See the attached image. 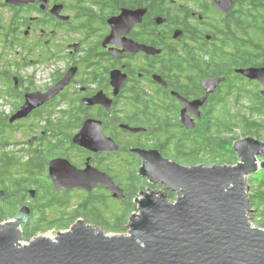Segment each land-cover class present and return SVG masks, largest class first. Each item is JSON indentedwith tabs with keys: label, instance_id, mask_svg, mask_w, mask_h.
<instances>
[{
	"label": "flooded vegetation",
	"instance_id": "af4514ba",
	"mask_svg": "<svg viewBox=\"0 0 264 264\" xmlns=\"http://www.w3.org/2000/svg\"><path fill=\"white\" fill-rule=\"evenodd\" d=\"M246 32L256 36L257 46L261 47L264 0H0V85L6 94L15 95L17 110L26 93L44 92L73 70L68 85L25 119L31 120L35 128L39 121L31 117L43 111L47 116L52 111L53 127L65 112L67 128L68 121L78 119L70 129L75 134L86 121L99 122L102 134L118 145L117 151L90 152L72 144V133L68 148L56 157L73 165L65 153L69 149L78 153L81 164L73 166L84 169L88 163L105 173L124 191V199L117 200L122 205L130 200L131 189L137 188V183L121 186L114 180L111 167L117 160L138 170L142 160L133 150L158 151V145L172 149L176 135L211 128L214 99L242 97L247 79L235 73L244 66L235 64L234 59L243 52ZM12 53L14 58L8 60L6 57ZM37 65L56 66L43 90L30 89L32 78L22 74ZM213 67H223L225 72L214 75ZM212 78L225 80L198 108L197 118L196 110L188 111L181 100L203 98L202 83ZM26 81L30 86L24 85ZM249 82L256 84L259 96L264 97L261 84ZM230 83L236 87L227 93ZM87 100L96 103L88 105ZM184 110L194 123L193 129L182 124ZM48 116L27 144L36 146L47 138ZM157 122L164 127L155 129ZM125 127L143 131L131 133ZM47 164L46 176L55 190ZM139 179L147 183L145 178ZM146 185L156 188L160 184ZM96 189L115 200L98 185L90 192L69 189L57 193L79 191L89 196ZM142 193L138 191L134 200ZM31 214L32 210L27 221Z\"/></svg>",
	"mask_w": 264,
	"mask_h": 264
},
{
	"label": "water",
	"instance_id": "95a60500",
	"mask_svg": "<svg viewBox=\"0 0 264 264\" xmlns=\"http://www.w3.org/2000/svg\"><path fill=\"white\" fill-rule=\"evenodd\" d=\"M235 73L261 84L264 95V66L239 68ZM72 74L70 70L44 92L26 93L23 104L8 117V123L27 118L53 99L68 85ZM224 80L203 81L205 96L181 103L188 111L196 110L198 118V108ZM184 114L185 110L182 124L193 129L194 123ZM129 131L138 133L143 129ZM72 144L93 153L119 149L102 134L100 123L93 120L84 123L73 136ZM233 150L238 159L235 165L185 167L156 150L135 149L133 153L142 160L138 175L150 185L160 184L165 190L177 193L174 202L159 192H143L142 199L133 200L139 213L130 216L127 235H108L78 219L54 239L37 236L28 244L21 242L20 226L26 224L30 211L22 207L11 221L0 224V264H264V229L250 223L246 181L264 169V143L246 137L236 141ZM259 159L263 161L258 163ZM47 167L56 191L90 192L98 185L104 186L115 200L125 197L110 177L88 163L84 169H77L66 159L56 158ZM34 194L30 190V197ZM3 195L0 190V198Z\"/></svg>",
	"mask_w": 264,
	"mask_h": 264
},
{
	"label": "trees",
	"instance_id": "16d2710c",
	"mask_svg": "<svg viewBox=\"0 0 264 264\" xmlns=\"http://www.w3.org/2000/svg\"><path fill=\"white\" fill-rule=\"evenodd\" d=\"M244 37L245 43L243 52L241 54H237L239 57L235 56V64H241L244 67L264 66V40L260 43L261 47H258V44L251 32H246ZM237 59L239 61L238 63ZM224 72L225 69L223 67H213L212 70L214 75L222 74ZM250 83L251 82L246 81L244 84L245 86L243 87L242 97H245L248 100L244 113L230 114L229 112H224L226 107H229V101L214 99L212 101L213 109L221 110L223 118L219 119L215 116V114H212L211 124H213L211 125L209 132H205V128L198 131L196 134L197 137L194 136V138L196 137V140L194 138L193 140H190L188 136L182 135L181 141L175 138L174 148H163L158 145L156 146L158 151L163 155V157L169 159L170 161H174L183 166L185 164H190L187 167L195 166L193 164H196V162L200 159L205 158H208L210 161L219 160L223 163H227L225 165H235L238 162V159L233 150V144L238 141V139H233V136H229L232 130L235 128L242 130L245 137H264V97L261 95L259 96L256 87L247 89L246 84ZM235 87L236 85H232L230 83L226 89L227 93ZM7 95L12 97L14 94L11 96L7 93ZM238 102V99H234L233 103L237 104ZM44 114V111L37 113V116L35 115L37 120L35 121H42L48 115L51 116L53 112L50 111L47 116ZM64 116L65 112L60 114V117L57 119V122L53 124V127H51L52 125L49 117L46 123L47 127L49 126L47 131L49 134L47 138L41 140L36 146L26 143V145L30 147V150L28 151L29 155L26 160H19L16 158L15 154H12L9 150H7V148L11 145L9 134L16 129V125L9 124V116L3 112L0 113V190L4 192V195L0 198V221H6L9 218L13 219L18 210L22 207H27L29 211L32 210V207H39L36 213H32L30 215V219L27 221L25 228L22 230L23 238L25 239L32 237L37 232H43L52 228H65L68 230L74 222L78 219L81 220L80 217H84V220L82 219V221H86L87 225L100 228L105 232L123 231L125 229L124 226L126 224V220L123 221L121 218L117 217L115 224L112 227L109 223V219L103 215L102 211L99 212L95 209L94 204L93 208L85 211L84 216L80 213L81 211H84L83 208H81L80 212H77V214L73 217L63 219L65 215L62 213V210L66 207L65 204L60 202L56 207H52L54 192L51 193L39 183L38 177L44 175L46 176L45 167L49 159H51L56 152L61 150L63 145L68 146L70 144V137L72 134L69 132L71 128L77 125L76 123L78 119L73 116L74 118H72V120L74 121H68L70 124L68 129L66 127V119ZM162 125L163 123L157 122V124L154 125V128L161 129L164 127ZM210 132L211 135L209 136ZM193 134L195 135V133ZM62 136L64 137L62 138ZM199 141H201V143L202 141L205 142V145L201 148L195 147L194 145V143ZM21 152H25V150L22 149ZM197 155L198 158H196ZM144 183L148 184V181L147 183L144 181ZM247 184L248 199L251 208V214L249 217L256 225L264 229V170H260L257 174L248 178ZM33 186L38 189V195L41 194L44 198L42 196L36 198L30 197V190H33L31 189ZM49 187L52 188L51 185L47 188ZM137 192L138 188L131 189V195L133 197L136 196ZM47 194L50 196L48 199H46ZM26 197H30L32 200L26 203ZM173 198L174 194L169 192L167 199L172 201ZM50 207L60 209V214H57V216L60 215L58 220L61 221L60 223H57L56 227H54L53 224L58 222V220L53 219L57 216L51 218L47 217L45 214V211ZM131 209L132 204L130 206V210Z\"/></svg>",
	"mask_w": 264,
	"mask_h": 264
},
{
	"label": "rangeland",
	"instance_id": "374dc122",
	"mask_svg": "<svg viewBox=\"0 0 264 264\" xmlns=\"http://www.w3.org/2000/svg\"><path fill=\"white\" fill-rule=\"evenodd\" d=\"M254 38H256V36ZM260 42H262V39H261ZM13 55L14 54L12 53V54L9 55L10 57L7 56L6 58L8 60H12L11 58H14ZM30 70H31V67H29L26 70H24V72L30 71ZM25 75L28 76L27 72L25 73ZM246 81L247 80H244V84L246 83ZM27 83H28V81H26L24 83V85L26 86ZM30 84L33 87V88L30 87V89H33V90H35V89L36 90H43L44 88H46L48 86V82L47 81L46 82H44V81L36 82V83H33V81H31ZM27 86H30L29 83H28ZM244 86L245 85H243V87ZM246 87H247V89H252V87H256V84L251 82L250 84H246ZM0 96H3V103H2V107L0 108V113L3 112L5 114H7V116H10L11 114H13L16 111L17 100L14 98V96L13 97H9L6 94L5 90H4V86H2V85H0ZM228 101H229V107H226L224 112H229L230 114L244 113L245 106L248 103V100L245 97H240L239 98V102L237 104L233 103L234 99L232 97H228ZM60 107H62V106H60ZM212 114H215V116H217L219 119L223 118L221 110H217V109L214 110L213 109ZM34 117H35V115L33 117H31V119L35 121ZM49 119H50L51 122H53V120L55 119V114H52ZM15 125H16L15 126L16 129H14L9 134V138L11 140V143H10L11 145L7 148V150H9L10 153L15 154L17 159L26 160V158L29 155L28 151L30 150V147L28 145H26V140L34 133V131L36 129L39 130V128L42 126V121H39V124H37V127H35V128L31 127L32 126V121L29 120V119L20 120V121L16 122ZM203 128L204 127H202L201 130ZM198 131H200V130H198ZM198 131L195 133V135L193 133L192 134H187V135L178 134V135L175 136V138L178 139L179 141H181L182 140L181 136L185 135V136H188V138L190 140H193L194 136H196ZM205 132H209V129H206ZM69 133L75 134L73 130H70ZM210 135H211V132L209 133V136ZM71 136H73V135H71ZM229 136H233V139L237 138L238 140L246 138L243 135L242 130L237 129V128L232 130V132H230ZM63 137L64 136H62V138ZM254 139L264 143V137L263 136L255 137ZM194 145H195V147L201 148L202 146L205 145V142L202 141V143H201V141H199L197 143H194ZM66 147H67V145H63L61 150L56 152L55 155L49 160L51 161V160H53L55 158H58L56 156L62 155V153L68 148V147L67 148ZM22 149L25 150V152H21ZM65 154H67V155L69 154L70 155V158L75 163L73 165H76V164L80 165L81 164V157L78 155V153L74 154V152L73 151L70 152V149H69L68 152H66ZM196 158H198V155L196 156ZM262 161H263L262 159H259L258 163H260ZM124 162L126 163V161H124ZM124 162L117 160L116 164L112 165V167H111L113 169L111 174H112L114 180L118 184H120L121 186H125L127 184H132V183L135 184V183H137V184H135V187L138 188V191H141V192L155 191V192H159L160 194H164V195L167 196L168 191L165 190L161 185H159L160 187L158 186V187L155 188V186H153V188H152V187H147V185L145 183L141 182V181L139 182L140 179H139L138 170H137L136 166H133V165L129 166V164L126 165ZM181 164H183V163H181ZM216 164L225 165L227 163H223V162H221L219 160L210 161L208 158H205V159H200L198 162H196V164H193V165H195V166L196 165H202V166H205V167H209V166L216 165ZM188 165H190V164H185L184 166L187 167ZM45 170H46V167H45ZM260 170H264V169H259L258 171H260ZM255 174H257V173H255ZM255 174H252V175H255ZM251 176H249L248 178H250ZM247 179H246V181H247ZM38 180H39V183L42 186H44V188L46 190L50 191L51 193L54 192V201L52 203V207H56L57 205H59L60 202L65 204L66 207L62 210V213H64V215H65V217H63V219L64 218L68 219V218L73 217L74 215L77 214V212H80L81 208H83L84 211H81L80 213H81V215L84 216L85 211L93 208V204H94V206H95L94 208L97 209L99 212L102 211L103 215L107 219H109V223L111 224L112 227L114 226L117 217L121 218V220H123V221L126 220V224L124 226L125 229L123 231H121V232H110V231H108V232H106L108 235H127L129 233V229L127 228V223H128V220H129L130 216L132 214L137 215L139 213L138 212V205L133 203L134 198L131 195V193H130V200L128 202H126L125 204L121 205V202H117V200H112L108 196H105V194H104V192L102 190L96 189L95 190L96 192H94L92 195H89V196H86L85 194L80 193L79 191H69V192L57 193V191L53 190V188H50V187L47 188L49 185H51L50 182H49V179L47 178V176H45V175L44 176H39ZM138 186H140V187H138ZM31 189H33L36 192L35 193V198L39 197V196L40 197L42 196L41 194L38 195L37 192H39V191H38V189L35 186L31 187ZM159 193H157V194L159 195ZM49 197H50L49 194H47L46 195V199H48ZM176 198H177V195L172 199V202H174ZM136 199H142V197L141 196H137ZM25 200H26L25 202L27 203L28 201H31L32 199H30V197H26ZM37 200H38V198H37ZM130 201H131V204H132V209L131 210H130V206H131ZM169 202H171V201H169ZM52 207H50L49 209H47L45 211V214H46L47 217L53 218V217H56L57 214H60V212H59L60 209H56V208H52ZM38 208L32 207L31 208L32 209V213H36ZM250 214L251 213L248 214V217L250 216ZM35 218H37V217H35ZM59 218H60V215L57 216L56 218H54L53 220H58ZM80 218H81V220L82 219L84 220V217H80ZM11 220L12 219L9 218L6 221H0V224L1 223H5L7 221H11ZM60 221L61 220H58V222H55L53 224V226L56 227L57 223H60ZM83 222L85 224H87L86 221H83ZM250 223L252 225H254V226L259 227L258 225H256L253 222V220L251 218H250ZM25 225H21L20 226L21 232L25 228ZM73 225L74 224H72V226ZM60 231L63 232V231H66V229L65 228H62V229H56V228L48 229V230H45L43 232H37L32 237L27 238V239L23 238V233H21V235H22L21 242L23 244H28L35 237L42 236V235H46L48 239H54L56 237L57 233L60 232Z\"/></svg>",
	"mask_w": 264,
	"mask_h": 264
},
{
	"label": "built area",
	"instance_id": "2783aa9c",
	"mask_svg": "<svg viewBox=\"0 0 264 264\" xmlns=\"http://www.w3.org/2000/svg\"><path fill=\"white\" fill-rule=\"evenodd\" d=\"M55 69L56 66H52V65H48V66L37 65L31 68L30 71H26V72L27 75L32 78L33 83L47 81L49 85L51 80V75L55 71ZM26 72H23L22 74L25 75ZM2 103H3V96H0V108L2 107Z\"/></svg>",
	"mask_w": 264,
	"mask_h": 264
},
{
	"label": "bare ground",
	"instance_id": "6f19581e",
	"mask_svg": "<svg viewBox=\"0 0 264 264\" xmlns=\"http://www.w3.org/2000/svg\"><path fill=\"white\" fill-rule=\"evenodd\" d=\"M40 237L47 238V236H46V235H42V236H40Z\"/></svg>",
	"mask_w": 264,
	"mask_h": 264
}]
</instances>
